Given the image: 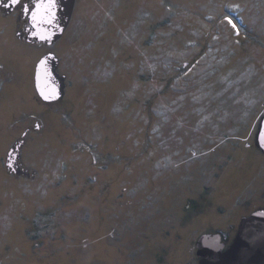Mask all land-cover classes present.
Instances as JSON below:
<instances>
[{"label":"rangeland","instance_id":"374dc122","mask_svg":"<svg viewBox=\"0 0 264 264\" xmlns=\"http://www.w3.org/2000/svg\"><path fill=\"white\" fill-rule=\"evenodd\" d=\"M28 50L30 108L0 119V264H199L201 236L264 210V0H77ZM46 54L53 103L32 77Z\"/></svg>","mask_w":264,"mask_h":264},{"label":"water","instance_id":"95a60500","mask_svg":"<svg viewBox=\"0 0 264 264\" xmlns=\"http://www.w3.org/2000/svg\"><path fill=\"white\" fill-rule=\"evenodd\" d=\"M46 2V0H45ZM76 0H54L55 7L46 10L37 6L34 12V39L53 44L65 33L75 9ZM44 37L41 39V37ZM58 58L54 55L43 57L36 66L35 89L46 103L58 102L66 93V78L57 72ZM255 144L264 153V115L258 123ZM19 148L9 153L7 167L16 174H22L17 165ZM199 264H264V210H258L243 218L232 244L226 249L220 234H206L196 242Z\"/></svg>","mask_w":264,"mask_h":264},{"label":"flooded vegetation","instance_id":"af4514ba","mask_svg":"<svg viewBox=\"0 0 264 264\" xmlns=\"http://www.w3.org/2000/svg\"><path fill=\"white\" fill-rule=\"evenodd\" d=\"M38 1L39 0H21V3L28 5L31 13L34 12L36 8V3ZM76 3H75V7H76ZM0 21H1L0 39L6 34H9V36L12 35L11 37V40L13 42L12 44L14 47H16V48H11L10 46L4 48L3 50H0V119H1L9 112V109H16L22 112V110L27 109V107L30 108L28 99H25V97L27 98V96L30 93L26 84L29 83V77H30L29 75L31 73V66L29 61V56L31 55V53L29 52L28 47L34 46L37 43L53 47L61 39L58 40L57 42H54L53 44H49L48 42L47 43L38 42L37 40H35L33 37L34 22L31 18V14L25 15L20 5H17L16 7L13 8L0 7ZM11 25H14L15 28H12ZM68 27L66 31L68 30ZM47 55H53V54H46L45 56ZM35 70L36 67L34 68L32 75L34 81H35ZM16 77L20 78L22 83L20 81H17ZM14 82H20V85L18 86ZM34 87H35V82H34ZM38 99L40 100V102L46 103L42 99H40L39 96ZM1 124L2 123H0V125ZM1 129L3 128L0 127V130ZM29 131L30 130L28 128L24 129L23 139L19 141V143L16 145V148L20 146V143H25L24 139L27 137ZM237 230L234 236L231 234L228 235L220 234L222 237V242L226 245V249L232 244L237 234ZM214 234H218V233H214Z\"/></svg>","mask_w":264,"mask_h":264},{"label":"snow or ice","instance_id":"6c2138e0","mask_svg":"<svg viewBox=\"0 0 264 264\" xmlns=\"http://www.w3.org/2000/svg\"><path fill=\"white\" fill-rule=\"evenodd\" d=\"M17 5H20L23 9V12L25 15L31 14L32 20L35 22L37 20V14L35 12L30 13V9L28 5L22 4L21 0H0V7H6V8H13L16 7ZM54 0H41V4L37 6L38 10L40 8H45L46 10L50 8H54ZM225 20L227 21L228 24H230L234 29L236 28V25L233 23L232 19L229 16H225ZM238 31V30H237ZM44 37L42 36L41 39Z\"/></svg>","mask_w":264,"mask_h":264}]
</instances>
